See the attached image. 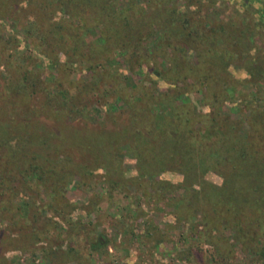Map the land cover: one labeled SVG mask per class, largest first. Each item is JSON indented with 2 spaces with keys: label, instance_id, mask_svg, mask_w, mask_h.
Listing matches in <instances>:
<instances>
[{
  "label": "rangeland",
  "instance_id": "1",
  "mask_svg": "<svg viewBox=\"0 0 264 264\" xmlns=\"http://www.w3.org/2000/svg\"><path fill=\"white\" fill-rule=\"evenodd\" d=\"M11 1L0 8V264H264V188L255 171L240 177L232 171L227 177L209 169L194 173L168 154L156 160L150 154L139 165L128 143L113 144L109 134L102 142L95 138L121 124L101 118L104 110L124 106L121 95L127 93L120 83L142 82L141 90L151 87L153 95L178 103L158 104L145 94L132 101L145 118L177 113L180 130L192 126L201 134L197 144L214 140L230 119L238 135L248 134L260 147L264 0H97L102 10L72 0L64 4L66 11L55 9L60 0H35L44 7L34 2L15 12ZM135 1L148 14L178 19L173 23L178 29L186 19L190 36L172 38L171 47L161 44L156 31L140 40L141 53L133 50L131 57L126 45L120 47L122 37L104 42L107 10L115 5L129 13ZM31 12L43 18L41 30L46 28L42 49L34 47L40 35L26 20ZM51 15L55 24L47 21ZM100 61H111L121 82ZM171 62H177L165 72L171 80L151 70L162 71ZM25 67L34 83L9 85ZM7 69L13 79L6 77ZM174 69L201 79L180 80ZM107 82L114 87L102 91ZM93 89L100 101L89 95ZM67 98L74 101L69 109L61 103ZM89 150L95 153L91 161ZM27 161L50 163L52 170L26 171Z\"/></svg>",
  "mask_w": 264,
  "mask_h": 264
},
{
  "label": "trees",
  "instance_id": "2",
  "mask_svg": "<svg viewBox=\"0 0 264 264\" xmlns=\"http://www.w3.org/2000/svg\"><path fill=\"white\" fill-rule=\"evenodd\" d=\"M71 1L72 0H60L59 7L55 9H58L59 11H62V10L66 11L64 9V4H68ZM74 1H75V6L78 4L79 5L81 4L84 6L86 5L88 7H91L93 5H96V7L98 8L101 7V3H98L97 0H74ZM34 2L36 3L37 1L35 0L33 1L31 0H12L9 3V5L12 8V11L15 12L17 10H20V8H25L26 6H32V7L36 6ZM50 2L52 3L51 0ZM135 2H136V7H134V9L131 10L129 13L126 11L124 7L115 6V5H114V8H111V10H107L106 15L104 16L105 18L108 17L110 26L108 28L109 31L102 29V32L106 33V35L103 36L104 42H106L108 37L113 38V39H119L122 37L123 40L120 44V47H123L126 45L127 49H130L128 56L131 57L130 52L133 50H136V52L139 54L141 53L142 42L140 40L147 37L148 35L152 33H156V31H157V34L155 35V37H158L161 44L170 45L171 47H173L172 45L174 44L173 41L171 40L172 38L176 39L178 36H186V37L190 36L191 34L190 26L188 25L186 19L184 18L180 19V22H182V25L185 24V26H180L181 29H178L173 24L176 22V20L178 21V19H174L170 16L169 17L161 16L162 17L161 19V17L159 16L148 14L145 11H143L144 8L141 7L142 5L137 3L138 1H135ZM37 3H38V6L41 8L44 7L45 5L44 2H37ZM5 5L6 3L4 4V0H0V8L5 9L6 8ZM86 6L85 8L89 9ZM106 6L108 7V5ZM100 9L102 10V8ZM35 13L37 12L29 13L28 15L30 17H26V20L28 24H30L31 27H34V29H36L37 33L40 35V42L36 43V45L34 46L36 47L39 45L38 47H40L41 45L43 46L42 43L43 41H46L45 39L47 38V35L45 33L46 28L44 30L43 29L41 30V27H42L41 20L43 18L40 20V18L37 17V14ZM48 16L49 14L47 13L46 18H48ZM52 17L53 15H51L49 17L50 20L47 19V21H49L51 24H55V20H53ZM73 17L74 16H70V19H72ZM76 17L81 18V20L79 21L83 23L96 22L94 18H92L91 20H86L83 17L85 20L83 21L82 16H76ZM135 24H137V27L134 26ZM139 24L143 25L145 28H140ZM126 28L133 29L132 34L124 33L125 32L124 30H127ZM56 37H60V34L59 36L56 35L55 38ZM61 38L64 39L63 37ZM72 38L75 41L79 39L77 35L73 36ZM132 38H134L133 39L134 42L129 43V40L131 41ZM79 40H78L79 44L85 43L84 40H80V41ZM87 46L88 48L94 47L91 42H88ZM178 47L181 48V46H178ZM39 49H42V48L40 47ZM38 51L40 52L42 50H38ZM95 51L97 53L96 54L97 57L99 58L102 57V54H101L102 45L95 46ZM43 52L45 51H42V53ZM44 55L47 57L48 60L50 59L48 58L47 53L46 54L44 53ZM135 55L137 56V54ZM99 63H101V65L108 64L110 67L112 62L111 61H107V62L100 61ZM170 64L171 65L168 68L162 71L161 70L159 71L156 67H153V68L151 67V70L157 75L161 76L162 78L164 77L168 80L170 79V77L166 76L165 72L167 70H171V67H175L177 62H171ZM189 68L190 69H188L187 71H190L193 69L190 66ZM198 68L199 66H196V68H194V71H196ZM112 69L115 75L117 76V78L119 77L120 79L119 82H121L122 74L120 73V71L119 72L116 71V67L114 66L112 67ZM29 70L30 68L28 67H25L24 69H22L21 74L16 78L17 82H14V80L13 81L10 80L11 82L9 83V85H13L14 83H17L19 86L25 87L27 85L26 82L28 79L31 82L29 83L31 86V84H33L34 81L33 79H30L31 72H29ZM203 73L204 72L202 70L200 75H204ZM12 75H13L12 71L10 69H7L6 77L8 78L10 77L11 79H13ZM174 75L177 76L180 80H185L186 77H190L192 79V82L201 79V78H198L197 75H196L197 76L196 78H193L194 76L192 77V74L191 75L188 74L187 76L186 74L185 75L181 74L179 76V72L175 69H174ZM200 77H203V76H200ZM120 84L122 86V89L126 91L127 93L125 96L121 95L124 106L118 109L111 108L110 110H107V111L104 110L103 111L104 113L102 114L101 118L106 121L109 120L112 124H115V125L117 121H120L121 124L117 128L113 129V131L111 130H109L108 132H106L105 130L100 131V133L96 134V137H95L96 139H99V141L102 142L104 139H106L105 137H107V135L109 134L110 139H107V140L111 141L113 144L117 143L118 139H121L122 142L128 143V147L134 153H136V157L138 159L137 161L139 165L140 163L144 164V162L147 161L150 154H151L152 160L155 159V156H159L161 154H168L169 158L172 157V159L174 160L173 158L174 156L175 161L177 163H184L185 167L186 168L189 167L187 169H189L190 171H193L194 173L209 169V170H214L220 173L224 177H227L228 175H230L231 171L234 173L233 175L235 177H240L245 174L246 175H249L251 173L253 174V172L255 171L254 173L255 178L261 181L263 188H264V181L262 180L264 179L263 178L264 177V141L260 142L261 143L259 144L260 147L257 148L256 144H253V142L250 141L248 134L246 135V137H241L240 135H238V133L235 132V129H236L235 126L231 123V121L233 120L226 119L227 123L225 126V130H223L221 134L216 136L215 139L213 138L214 140L212 141L206 140L205 143L197 144L196 140L200 138L201 134L197 133L196 130H194L192 126H185V127L182 126L181 129L183 130H180L178 126V121L176 120H179L180 122H182L181 120L182 118L177 113L171 117L162 116L159 118L156 116H152V117L145 118L143 114L141 115L139 114V109L137 108V106H135L134 103H132V101L134 102V100L142 101L144 99V98L142 99V97L145 94H150L151 96H154L155 98L157 97L156 100L158 104H162V105L164 104L168 106H172V105L177 106L178 103H176L175 100L171 98V96L162 98L160 97L162 93L153 95V93L148 92L150 91L151 87L147 88L146 90L145 89L141 90L138 86H144L142 82L133 83V84H125V85H123V83L121 82ZM112 85L108 84L107 82L106 86L102 89V91H110L114 87ZM134 89H136V92H140V94H134L133 93ZM83 93H84V98L88 99L90 97L87 95L86 90ZM90 94H94L93 97L95 99H93V101L95 102L100 101L98 91L93 89L92 91L89 92V95ZM1 97H2L1 99L6 98L4 96H1ZM75 97H77V94ZM128 97H131L132 100H129ZM70 100L71 99L69 98L63 99L61 102L63 107L65 106L67 109H69L71 101L74 102L73 100L71 101ZM142 107L145 113H149V111L144 106ZM149 115L151 116V114ZM173 117H175V119H171ZM91 119H93V122L97 121L94 117ZM211 119L214 122L216 121L214 120L216 118L213 115ZM183 120L185 121L184 118ZM97 122L102 123L101 121H97ZM1 127H2V121L0 120V128ZM146 136H149L150 140H146V141L144 140L145 141V144H144L143 139H145ZM29 137H32V135H30ZM158 137H160V139L162 140H159ZM153 143L154 145L151 146ZM146 145L147 147L149 146L150 147L147 148ZM88 153L89 154H86L87 159L90 161L93 160L95 153L92 152L91 150H89ZM32 155L33 154H31V157H33ZM113 155L114 154H112V156ZM7 160L8 159H6V161ZM25 163L27 165L26 171H27V167L37 172H44V171H47V169L52 170V165H50V163H47V162H46V166L43 163L41 164V163H36L32 161H27ZM7 167H10V166H7ZM220 169H223L226 172ZM139 170L141 171V169ZM235 179L237 180L239 178H235ZM102 239H103V235L101 233H98L96 235L95 240L98 243H100L101 241H103Z\"/></svg>",
  "mask_w": 264,
  "mask_h": 264
}]
</instances>
